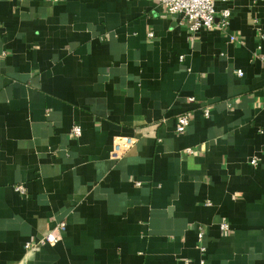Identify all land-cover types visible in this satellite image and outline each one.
I'll return each instance as SVG.
<instances>
[{
  "label": "crops",
  "instance_id": "crops-1",
  "mask_svg": "<svg viewBox=\"0 0 264 264\" xmlns=\"http://www.w3.org/2000/svg\"><path fill=\"white\" fill-rule=\"evenodd\" d=\"M215 7L0 0V264H264V0Z\"/></svg>",
  "mask_w": 264,
  "mask_h": 264
},
{
  "label": "built area",
  "instance_id": "built-area-1",
  "mask_svg": "<svg viewBox=\"0 0 264 264\" xmlns=\"http://www.w3.org/2000/svg\"><path fill=\"white\" fill-rule=\"evenodd\" d=\"M164 7L165 11L168 13H178L181 15L180 22H184L187 28L191 32H195L200 28H210L214 23L215 15L217 9L215 7V0H158ZM230 10L228 7H224L220 10L221 20L219 21V26L225 28L229 23ZM152 35V32L148 33ZM229 39H234V35L229 33ZM259 57L264 61V53L258 54ZM236 73L242 75L243 71L237 69ZM189 100H194V96H190ZM204 115H209L208 107L203 108ZM190 117L188 113H180L176 117L175 129L177 132L182 133L185 131L187 125L189 124ZM72 132L75 135L80 133V126L74 124L72 126ZM191 148H187L190 151ZM251 163L255 164V158H251ZM16 188L22 189V186L18 185ZM65 227V221H58L51 229L47 230L45 234L40 237L36 242L30 243L26 242L25 247H37L43 242H56L60 239V234L62 229ZM220 227L224 230H228L229 226L226 222H221ZM198 236H201V232H198ZM203 249V248H202ZM203 261V260H202Z\"/></svg>",
  "mask_w": 264,
  "mask_h": 264
}]
</instances>
